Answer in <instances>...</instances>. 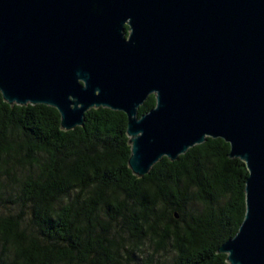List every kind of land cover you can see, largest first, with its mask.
Returning a JSON list of instances; mask_svg holds the SVG:
<instances>
[{
  "label": "water",
  "instance_id": "1",
  "mask_svg": "<svg viewBox=\"0 0 264 264\" xmlns=\"http://www.w3.org/2000/svg\"><path fill=\"white\" fill-rule=\"evenodd\" d=\"M0 93L54 107L64 130L90 108L124 112L138 177L223 139L248 175L217 251L264 264V0H0Z\"/></svg>",
  "mask_w": 264,
  "mask_h": 264
},
{
  "label": "trees",
  "instance_id": "2",
  "mask_svg": "<svg viewBox=\"0 0 264 264\" xmlns=\"http://www.w3.org/2000/svg\"><path fill=\"white\" fill-rule=\"evenodd\" d=\"M126 124L98 107L64 130L54 107L0 93V264H229L245 163L206 137L138 177Z\"/></svg>",
  "mask_w": 264,
  "mask_h": 264
}]
</instances>
